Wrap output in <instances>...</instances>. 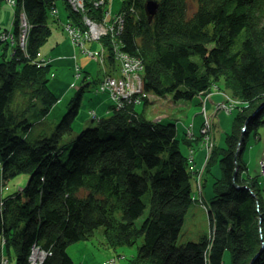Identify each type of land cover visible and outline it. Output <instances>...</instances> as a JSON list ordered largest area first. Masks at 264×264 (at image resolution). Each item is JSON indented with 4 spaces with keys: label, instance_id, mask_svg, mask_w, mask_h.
<instances>
[{
    "label": "trees",
    "instance_id": "16d2710c",
    "mask_svg": "<svg viewBox=\"0 0 264 264\" xmlns=\"http://www.w3.org/2000/svg\"><path fill=\"white\" fill-rule=\"evenodd\" d=\"M55 1L0 0L11 11L10 23L9 17L0 19V240L9 259L30 264L37 246L48 253L39 264H76L68 246L103 228L111 246H134L132 259L141 264H222L225 249L230 264H248L260 246L251 264H264V179L244 173L241 145L236 153L241 124L246 140L264 122V0H196L191 12L188 0H154L152 16L144 11L147 0H122L117 41L108 35L97 40L108 47L110 65L118 54L140 57L142 81L153 90L148 92L192 98L209 89L214 77L243 101L225 147L208 156L219 155L223 167L204 201L212 232L182 245L178 236L194 196L174 123L149 119L130 102L109 103V114L74 137L72 120L84 86L69 97L52 131L43 122L59 96L48 83L50 64L37 65L36 52L43 53L52 21L79 27L71 13L76 9L68 3L66 16L59 17ZM20 12L27 22L23 49ZM36 123L40 129L32 133ZM23 173L26 183L3 195L4 184ZM250 190L262 196L259 211ZM3 259L7 264L1 254L0 263Z\"/></svg>",
    "mask_w": 264,
    "mask_h": 264
},
{
    "label": "rangeland",
    "instance_id": "374dc122",
    "mask_svg": "<svg viewBox=\"0 0 264 264\" xmlns=\"http://www.w3.org/2000/svg\"><path fill=\"white\" fill-rule=\"evenodd\" d=\"M102 1L103 0L56 1V5L60 8L56 6L53 12L59 17L66 16V12L68 11L67 7L69 6L68 3L74 6L72 8L76 10L74 13H71L73 20L79 23V27L74 25V23L69 22L65 25L66 28H63V26L61 27L55 21H52L50 23L51 32L45 43L41 46V52L43 53L40 54L38 51L36 52L37 59L41 56L48 64H50V73L52 72L53 75L49 79L48 83L60 98L58 102L54 104L53 109L50 110L51 112H49L43 121L46 125L51 126V131L55 127L56 119L59 120L60 117H62L67 111L68 102L70 101L69 97H73L78 85H83L87 80L89 83H85L86 89L83 92L79 112L72 120V128L74 132L81 130L92 122V120L91 122H87V119H90V106L92 107L94 105L95 108L97 106L99 111H104L107 104L112 102L111 98L107 97L105 93L96 94L94 93V90H92V86H94L98 79L103 75V70L104 73L108 74V78H110L113 74H117L118 69H122L124 67V57L121 55H118V63L114 65L108 64L107 69H105L101 64L102 61H106L105 59H107V54L104 55V53H108L109 49L108 47L106 49L103 45H100L97 41L98 38L104 36V39H106V37H110L113 38V41H117V34L121 31V24L116 26L114 20L109 18V13L100 9L99 4ZM78 2H81V4L78 5ZM121 2L122 0H109L107 6H109L111 10H115L120 6ZM187 3L189 12L193 11L196 0H188ZM2 4L0 5V19L2 16L3 18L9 17L7 21L10 23V8L7 7V5ZM1 6H3L2 9ZM20 13L24 16L23 12ZM91 15H93V17H91ZM118 17L120 16L116 15L115 18L117 19ZM64 20L65 19H61V21ZM72 28H76V30L71 31L70 29ZM262 32L264 33V27ZM111 44L112 41L108 39L106 46L109 45L111 47ZM136 58L138 59L136 62L140 63V57ZM42 64L43 63H37V65ZM74 64L78 65L84 74H87V79L84 80V83H81V77L77 78L74 74ZM135 74L136 73H133V75ZM70 83H73L72 87H70ZM209 90L210 92H213V94L210 96L211 101H209L208 104V108H210V110L207 111V116L209 113L210 119H212L215 152L216 154H220V147L225 146L226 144L225 134L230 131L235 115L244 108V104L238 96L234 95L232 90H220L221 93L227 97V103L223 111H217L213 107V101L221 99V95L217 92L215 87H210ZM192 100L195 101L196 104L199 101L197 96L192 98ZM171 102L173 101L162 100V102H157L153 96L148 98V104L143 105L142 108L144 109L145 115L154 120L159 117L158 113L162 109H168L169 106H172ZM185 103L187 102H184L182 111L186 112V116L183 118V114H178L179 117L176 119L174 124L176 126L177 138L180 141V149L186 156V162L192 160L193 158V162L195 164V166L186 164V169L188 171H190V169L193 171L192 166L194 167V170L196 167L200 169V163L207 158V151L201 148L200 145L197 146L196 142V135L199 134V127L203 118L197 113V108L193 106L192 102L187 105ZM256 110L257 109L254 108L251 115L254 114ZM188 114L191 115L188 116ZM251 115H249V119L252 118ZM164 119L167 121H164ZM162 121L170 122V119H168V117H164L162 118ZM248 122L250 121L248 120ZM188 124H191L190 130L186 128V125ZM39 129L40 123L34 124L32 133H36ZM75 135L76 134L74 133V137ZM241 146L242 151L240 152V155H242L243 160L246 163L244 173L249 176L258 174V178L260 180L264 179V175L261 174V171L258 172L261 168L260 162H264V156L262 155L264 150L263 121L260 123L258 133L253 135L250 133L246 140L242 139ZM191 148L193 149V152L189 153V149ZM189 154L192 157H188ZM218 158L219 155L214 157V160L212 161L213 164L211 168H209L210 171L206 176L207 179H205V176L202 179L201 190L203 196H200V193H198L197 190V184H195L194 178H191V193H194V200L185 213L179 232L180 234L178 236L179 245H182L185 241L196 240L202 235L208 236L210 231L212 232L211 222L208 218L204 201L209 199L212 195V178L220 174ZM27 179L28 174L26 173L14 176V178H11L8 183L4 184L5 191L2 194L6 195L7 193L18 189V185L15 186L16 183L23 186ZM9 187L10 189L7 190L6 188ZM250 194L253 195L254 205L256 206L257 211H259L258 208L261 206L262 196H259L258 198V193H253L252 190H250ZM256 218L257 223H260V212L256 214ZM108 230L109 229L106 231ZM103 231V228H97L93 234H90V238L88 240L77 241L68 246V252L76 264H141L136 261L134 262L132 259L136 253L134 246H111L108 241L105 240ZM258 238L260 239V237ZM3 244L4 242L0 241V255L3 254L7 258V264H15V260L13 258L9 259L7 255V247L5 246V248H3ZM260 249L261 246L258 249V253ZM222 264H230V253L228 249H225L222 253Z\"/></svg>",
    "mask_w": 264,
    "mask_h": 264
},
{
    "label": "bare ground",
    "instance_id": "6f19581e",
    "mask_svg": "<svg viewBox=\"0 0 264 264\" xmlns=\"http://www.w3.org/2000/svg\"><path fill=\"white\" fill-rule=\"evenodd\" d=\"M56 1H55V7L56 6L59 7L58 5H56ZM108 2H109V0H103L99 4V7L102 10L111 13L112 15H114L117 12H122V10H121L122 3L120 4V6L117 9L111 10V8L109 6H107ZM128 10H131V7H128ZM135 18H137V16ZM18 23H19L18 24V28H19V33H20L19 40H20V43H21L20 48L23 49L24 48V46H23L24 37H26V31H27V24H26L27 22H26L25 15L22 16L21 13L18 14ZM117 25L119 26V24H117ZM105 60L106 61H102L101 64L103 65V67L105 69H107L109 62L107 61V59H105ZM117 63H118V59H115L114 64H117ZM142 63L143 62L141 61L140 64L136 65L137 69H135L134 73H136L137 75L135 74V75H131L130 77H125L123 75L121 69H118L117 74L116 75L113 74L111 76V78L114 81L113 88H114V91H115V94H116L115 98L119 99L121 102L126 101V102H130V103H136V104H139V105L143 104L145 99L151 98L153 96L155 97V100L157 102H162V100L163 101H173V102H171L172 106H169L168 109L164 108L158 113L159 117L154 119L158 123H163L162 118H164V117L165 118L168 117V119H170V122L174 123L176 121V119L179 117L178 114H183V118H184L186 116V112L182 111V106H183L184 102H187V103H185L186 105L187 104H191L190 102H192L193 106L197 108V113L199 115H201L204 112L210 110V108H208V104H209V101H211L210 100L211 99L210 96H212L213 92H210V90L207 89V88L204 89L203 91H200L199 93L195 94L192 97V98H194L195 96H197V98L199 100L197 102V104H196L195 101L192 100V98H177L176 99L171 94L170 95H165V94H167V93H165V94H163V96H159V95H156L155 93L148 92V91H153V90L150 87H148V84H146L144 81H142V75H143V65H142ZM74 74L77 77L79 75V72L74 71ZM52 75L53 74H48L49 79L51 78ZM106 76H108V74L104 73V70H103V75L98 79V82L100 83L98 85H101L103 83V81L105 80ZM213 78L214 77H212V79H211L212 81H211L210 85H211V87H215L217 89V92H219L220 95H221V97H220L221 99H219L218 101H213V107L217 111H223L224 108H225V105L227 103V97L225 95H223L220 90H228L229 87H228V84L223 82L222 78L221 79H219V78L213 79ZM156 86H158V85L156 84ZM178 88H181V85H179ZM208 88H210V86ZM154 89L156 91H159V92L166 91L165 87H155ZM100 91L102 93H105L107 91V89L105 87H101ZM177 102H179V103H177ZM53 106H52L51 109H53ZM190 115L191 114H188V116H190ZM164 121H167V120L164 119ZM186 126H187L186 128L188 130H190L191 124H188ZM240 128L241 129H240L239 132L241 134V133H243L245 131L244 130L245 122H243L241 124ZM200 130H201V128L199 127V131ZM228 133H229V131L225 134V139H226V136H227ZM196 142H197V146L200 145L201 148H203L206 151H208L207 152L208 155H210L213 151H215V140L213 139V127H210L207 139L204 136H201V135L197 134L196 135ZM220 143H221V141H220ZM216 144H217V142H216ZM237 145L240 146L241 142L239 144L237 142ZM224 147L225 146H222L220 148H224ZM58 150L64 156L68 155V153L63 152L62 149H58ZM192 152H193V149L192 148L189 149V153H192ZM215 155L216 154H214V156H213V158H211V160L208 159V158H205V160L203 162H201L200 165H199L200 169H198L196 167L195 170H194L193 166H195V164L193 162V158H192V160L187 162V164L193 165L192 166L193 172L187 170L188 172H191L190 187H191V178H194L195 184H197V190H198V193H200V196H203L202 195V190H201L202 179L204 178V176H205V179H207L206 176H207L208 172L210 171L209 168H211V166L213 164L212 161L214 160ZM262 155L264 156V150L262 152ZM237 163H238V160L235 157L234 162H233V170H235L237 168L236 165H235ZM218 166H219V170L221 171L223 167L221 166L220 162H218ZM185 167H186V165H185ZM260 171H261V174L264 175V171H263L262 166H261V168H260V170L258 172H260ZM214 179H215V177L212 178V180H214ZM147 188H148V191H152L151 190V181H149ZM191 190H192V187H191ZM192 196H194V193H192ZM256 252H258V250ZM47 254L48 253L45 250H43V249L38 247L37 251L35 252V255L34 256L31 255L32 263L39 264L45 258V256Z\"/></svg>",
    "mask_w": 264,
    "mask_h": 264
},
{
    "label": "built area",
    "instance_id": "2783aa9c",
    "mask_svg": "<svg viewBox=\"0 0 264 264\" xmlns=\"http://www.w3.org/2000/svg\"><path fill=\"white\" fill-rule=\"evenodd\" d=\"M118 55H121L123 56V60H124V67L121 69L123 75L125 77H130L131 75H133L135 69H137L136 65L137 64H140V63H137L136 60H138L136 57L134 56H129V55H126V54H118ZM118 55H116L118 57ZM141 66V65H140ZM133 68V69H132ZM112 84H114V81L112 82ZM102 87H105V85H102ZM114 91V90H113ZM115 93V91H114ZM203 120H202V125H201V130L200 132L202 133V136H204L206 139L208 138V134H209V129L211 127V119H210V114L208 113V116H207V111L204 112L203 114H201ZM210 120V121H209ZM38 247L37 246H33L32 248V255L34 256L35 255V252L37 251ZM37 256V255H36ZM35 256V257H36ZM5 259H3L1 261L2 264L5 263Z\"/></svg>",
    "mask_w": 264,
    "mask_h": 264
},
{
    "label": "water",
    "instance_id": "95a60500",
    "mask_svg": "<svg viewBox=\"0 0 264 264\" xmlns=\"http://www.w3.org/2000/svg\"><path fill=\"white\" fill-rule=\"evenodd\" d=\"M157 8V3L154 0H147L145 5H144V11L146 14L152 16L155 13V10ZM243 139V133H241L239 140H238V144L241 142V140ZM235 157H236V153H235ZM260 251V250H259ZM258 254V252H257ZM256 253L251 257V259L249 260L248 264H251L252 260L254 259V257L257 255Z\"/></svg>",
    "mask_w": 264,
    "mask_h": 264
},
{
    "label": "clouds",
    "instance_id": "9594fccd",
    "mask_svg": "<svg viewBox=\"0 0 264 264\" xmlns=\"http://www.w3.org/2000/svg\"><path fill=\"white\" fill-rule=\"evenodd\" d=\"M241 142H242V140H241ZM236 148H237V151H236V153H237L238 150H239V146L237 145ZM207 152H208V151H207ZM189 156H191V155L189 154L188 157H189ZM208 156H209V155L207 154V158H208ZM191 157H192V156H191ZM260 164H261V166H262V168H263V167H264V162H260ZM190 171H191V169H190ZM191 172H193V171H191ZM191 172H190V173H191ZM204 206H205V202H204ZM205 209H206V206H205Z\"/></svg>",
    "mask_w": 264,
    "mask_h": 264
}]
</instances>
